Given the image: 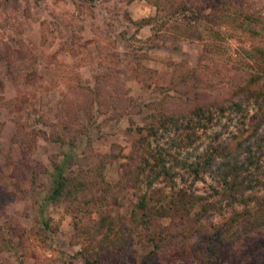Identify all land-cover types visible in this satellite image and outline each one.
Masks as SVG:
<instances>
[{
	"label": "rangeland",
	"instance_id": "1",
	"mask_svg": "<svg viewBox=\"0 0 264 264\" xmlns=\"http://www.w3.org/2000/svg\"><path fill=\"white\" fill-rule=\"evenodd\" d=\"M251 2L258 21L205 53L138 27L154 12L147 0H0V264H84L82 232H94L99 211L126 223L128 187L114 206L84 208L100 194L93 185L73 202L46 200L55 166L115 182L136 126L227 98L252 70L245 51L264 44V0ZM172 219L160 220L158 248L130 237L98 264H264V225L204 260L196 225Z\"/></svg>",
	"mask_w": 264,
	"mask_h": 264
},
{
	"label": "trees",
	"instance_id": "2",
	"mask_svg": "<svg viewBox=\"0 0 264 264\" xmlns=\"http://www.w3.org/2000/svg\"><path fill=\"white\" fill-rule=\"evenodd\" d=\"M147 1L154 12L135 21L138 27L148 25L154 36L201 42L205 53L258 21L257 12L246 9L253 0ZM245 58L252 70L227 98L160 113L136 126L115 182L68 176L61 164L55 166L46 195L51 203L78 200L92 185L100 194L83 200L84 208L99 200L114 206L117 188H131L135 197L126 223L99 211L94 232H82L84 264L118 253L130 237L158 248L167 234L162 218L196 225L204 260L216 257L225 241L264 225V44L246 50ZM197 182L206 184L203 193ZM225 212L221 225L211 222Z\"/></svg>",
	"mask_w": 264,
	"mask_h": 264
}]
</instances>
